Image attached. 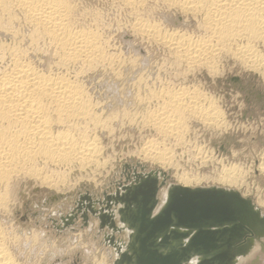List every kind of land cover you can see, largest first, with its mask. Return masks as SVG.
<instances>
[{
  "label": "bare ground",
  "instance_id": "1",
  "mask_svg": "<svg viewBox=\"0 0 264 264\" xmlns=\"http://www.w3.org/2000/svg\"><path fill=\"white\" fill-rule=\"evenodd\" d=\"M148 1L120 0L133 13L131 32L148 42L167 47L179 64L190 68L201 66L214 74L216 57L226 52L264 77V55L254 45H264V0H161L184 17L179 23L182 29L173 30L149 19L145 14L151 11L145 8ZM72 2L0 0V214L8 208V196L20 176L35 178L48 187H56L57 184L46 174L50 165L67 167L76 164L83 169L92 164L97 166L99 161L100 147L95 133L106 129L108 118L98 112L99 105L91 99L79 76L98 64L109 68L114 63L111 64L113 61L105 51L109 46L105 48L100 31L98 34L95 29L87 27V30L84 25L76 24V6ZM190 18L196 24H191L188 21ZM176 19H171V22L178 23ZM22 26L26 27L27 34L20 28ZM165 91L157 94L161 102L146 120L159 133L179 138L184 125L181 120L184 112H195L197 119L214 124V127L224 123L223 111L214 104V99L207 100L205 96L197 95V91L189 92L185 87L176 92ZM148 146L149 149L143 151L144 158L157 160L161 166L169 163L163 151L152 149L153 145ZM224 164L212 177L213 182L238 190L251 168L238 163ZM255 168L264 175L263 152ZM172 179L187 187L200 182L199 178H190L185 173L171 175L169 181L173 182ZM165 195L164 188L159 194L161 203ZM255 203L264 214L260 208L264 206V198H257ZM7 230L0 221V264H23L14 254L17 244L13 243L18 241L14 242ZM101 235V243L106 246L101 250L104 252L106 249L104 253L112 264L115 252L104 243L103 234L99 232L98 237ZM122 238H126V233ZM262 241L264 237L253 240L246 256L239 257L235 264H245L255 257ZM124 249L123 245L121 251ZM95 259L96 264H104L103 254Z\"/></svg>",
  "mask_w": 264,
  "mask_h": 264
},
{
  "label": "rangeland",
  "instance_id": "2",
  "mask_svg": "<svg viewBox=\"0 0 264 264\" xmlns=\"http://www.w3.org/2000/svg\"><path fill=\"white\" fill-rule=\"evenodd\" d=\"M76 1L72 2L76 6V24L84 25L85 29H95L98 34L100 31L105 48L109 46L105 51L113 61L111 64L114 63L109 68L98 64L93 70L88 69L79 76L91 99L99 105L98 112L108 118V124L106 129L95 133L100 147L97 166L92 164L82 169L76 164L67 167L50 165L45 173L58 187H48L35 178L24 176L14 182L15 192L8 196L11 199H8V208L1 212L0 221L14 242L18 241L13 243L17 244L14 254H17L18 260L23 264H96L93 260L103 254L104 264H111L107 253H104L106 249L104 252L101 250L106 246L101 243L102 235L98 237L96 234V218L90 217L91 230L82 225L81 218L76 221L74 231L60 230L57 225L61 224V220L56 213L65 215L70 206H74L78 195L85 191L97 197L113 188V183L122 178L120 175L125 165L140 163L146 165L148 170L159 168L172 177L185 173L190 178H199L198 184L190 186L198 187L219 186L212 177L216 176L220 167L224 163H238L251 170L242 188L239 187L237 191L254 202L257 198L263 199L264 175L255 168L264 153V77L261 73L257 74V71L226 52L216 57L214 74L201 66L192 69L179 64L167 47L148 42L146 38L131 32L133 13L120 0ZM146 5L149 6L145 7L146 10L151 9L145 13L149 19L161 22L168 30L182 29L179 23L183 22L184 17L165 6L163 1L149 0ZM171 19L178 20V23L171 22ZM192 20L190 18L188 21L196 24ZM20 28L27 34L26 27ZM254 45L264 55V45ZM182 87L189 92L197 91V95L201 94L207 100L214 99V104L223 111L224 125L214 127V124L197 119L195 112H184L181 120L185 129L182 127L181 136L175 138L159 133L146 123L148 114L154 113L161 102L157 94L167 92L165 89L176 92ZM148 145L163 151L168 157V165L165 163L161 166L157 160L144 158L146 155L143 151L149 149ZM56 196L58 198L55 199ZM260 208L264 211V206ZM116 236L122 238L123 234ZM245 264H264V241L255 257Z\"/></svg>",
  "mask_w": 264,
  "mask_h": 264
},
{
  "label": "water",
  "instance_id": "3",
  "mask_svg": "<svg viewBox=\"0 0 264 264\" xmlns=\"http://www.w3.org/2000/svg\"><path fill=\"white\" fill-rule=\"evenodd\" d=\"M120 176L101 195L85 191L65 215L56 213L60 230L74 231L78 218L90 227L96 218L98 234L115 252L112 264H235L264 237V214L235 189L182 186L140 163L125 165Z\"/></svg>",
  "mask_w": 264,
  "mask_h": 264
},
{
  "label": "crops",
  "instance_id": "4",
  "mask_svg": "<svg viewBox=\"0 0 264 264\" xmlns=\"http://www.w3.org/2000/svg\"><path fill=\"white\" fill-rule=\"evenodd\" d=\"M90 230H91V226L90 227H88ZM97 234H98V232H97Z\"/></svg>",
  "mask_w": 264,
  "mask_h": 264
}]
</instances>
